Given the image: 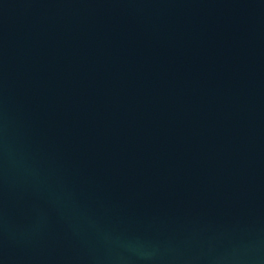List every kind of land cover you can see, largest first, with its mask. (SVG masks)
<instances>
[{"label":"water","instance_id":"water-1","mask_svg":"<svg viewBox=\"0 0 264 264\" xmlns=\"http://www.w3.org/2000/svg\"><path fill=\"white\" fill-rule=\"evenodd\" d=\"M0 264H264V0H0Z\"/></svg>","mask_w":264,"mask_h":264}]
</instances>
